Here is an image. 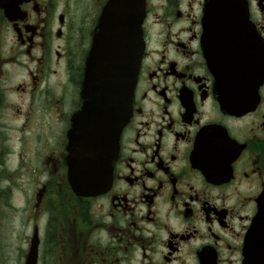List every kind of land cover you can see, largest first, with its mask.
Here are the masks:
<instances>
[{"label": "flooded vegetation", "instance_id": "flooded-vegetation-1", "mask_svg": "<svg viewBox=\"0 0 264 264\" xmlns=\"http://www.w3.org/2000/svg\"><path fill=\"white\" fill-rule=\"evenodd\" d=\"M209 1L0 0V246L18 197L21 264L32 243L35 264L264 261V79L255 105L223 111ZM243 1L264 49V0ZM138 37L112 183L78 195L68 136L89 67H126Z\"/></svg>", "mask_w": 264, "mask_h": 264}, {"label": "water", "instance_id": "water-1", "mask_svg": "<svg viewBox=\"0 0 264 264\" xmlns=\"http://www.w3.org/2000/svg\"><path fill=\"white\" fill-rule=\"evenodd\" d=\"M205 25L211 47L214 41L220 42L217 50H213V59L217 88L223 95L221 107L238 115L243 105H255L257 101L264 76L263 49L252 47L255 35L242 0H210ZM142 54L143 45L138 37L137 50L132 52L126 67L115 71L89 67L82 91L83 109L74 117L69 133V177L79 195L102 193L112 181L119 138L132 113ZM258 231L255 224L251 232L252 248L256 247L254 238L259 240ZM34 262L32 246L27 264ZM246 263L264 264V261L248 259Z\"/></svg>", "mask_w": 264, "mask_h": 264}, {"label": "rangeland", "instance_id": "rangeland-1", "mask_svg": "<svg viewBox=\"0 0 264 264\" xmlns=\"http://www.w3.org/2000/svg\"><path fill=\"white\" fill-rule=\"evenodd\" d=\"M18 197L14 198L13 206L14 209H5L3 212L5 218L2 221V230L6 236V242L0 246V264H21L19 250L20 237L19 232L21 230L19 216L17 214L16 208L21 205V199Z\"/></svg>", "mask_w": 264, "mask_h": 264}]
</instances>
